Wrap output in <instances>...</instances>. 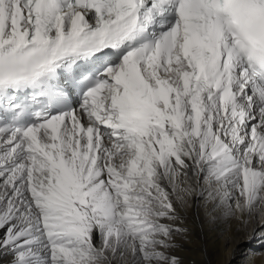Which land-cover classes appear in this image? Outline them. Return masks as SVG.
<instances>
[{
    "label": "snow or ice",
    "instance_id": "1",
    "mask_svg": "<svg viewBox=\"0 0 264 264\" xmlns=\"http://www.w3.org/2000/svg\"><path fill=\"white\" fill-rule=\"evenodd\" d=\"M193 202L264 229V0H0V264H183Z\"/></svg>",
    "mask_w": 264,
    "mask_h": 264
},
{
    "label": "bare ground",
    "instance_id": "2",
    "mask_svg": "<svg viewBox=\"0 0 264 264\" xmlns=\"http://www.w3.org/2000/svg\"><path fill=\"white\" fill-rule=\"evenodd\" d=\"M180 216L177 224L187 232L177 235L175 240L183 264H232L238 258L241 264H264V241L252 242L258 235H264V229L249 238L246 233L237 232L234 223L214 221L195 202L183 207Z\"/></svg>",
    "mask_w": 264,
    "mask_h": 264
},
{
    "label": "rangeland",
    "instance_id": "3",
    "mask_svg": "<svg viewBox=\"0 0 264 264\" xmlns=\"http://www.w3.org/2000/svg\"><path fill=\"white\" fill-rule=\"evenodd\" d=\"M263 237H264V235H258V237L255 238V239H253L252 242H254V243L259 242V241L262 242V241H264V238H263ZM244 251H245V249L242 250L243 253H245ZM246 251H247V250H246ZM242 252H241V253H242ZM243 256H244V255H243ZM241 257H242V256H241ZM239 259H241V258H238L237 260H234V261L232 262V264H241L242 262L240 263V262L238 261ZM237 261H238V262H237Z\"/></svg>",
    "mask_w": 264,
    "mask_h": 264
}]
</instances>
